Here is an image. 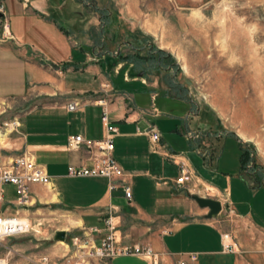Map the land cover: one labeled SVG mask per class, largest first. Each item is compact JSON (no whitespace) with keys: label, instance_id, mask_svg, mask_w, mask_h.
<instances>
[{"label":"crops","instance_id":"obj_1","mask_svg":"<svg viewBox=\"0 0 264 264\" xmlns=\"http://www.w3.org/2000/svg\"><path fill=\"white\" fill-rule=\"evenodd\" d=\"M95 2L27 0L24 5L21 0H0L7 20L0 35V100L26 97L33 103L20 119L17 137L5 138L1 154L9 160L26 153L50 177L47 187L30 186L24 206L17 198L5 199L2 188H14L17 195L14 186L1 187L0 215L30 222L63 218L67 227L56 232L96 228V244L108 234L105 222L111 217L115 246L150 247L160 255L157 264H250L237 245L224 248L218 219H206L208 209L191 199L195 193L222 206L226 198L236 219L264 232V183L254 180L251 185L244 176V141L225 132L218 117L196 107L170 82L137 66L136 43L147 40L144 25L115 19L110 0ZM97 10L106 11L103 20ZM0 23L2 27V18ZM106 85L113 91L107 110L117 129L113 155L128 175L130 202L121 189L109 192L106 178L67 176V168L79 166L84 158L82 150L67 149V138L80 135L97 141L103 135L102 108L93 102L105 97ZM76 98L84 106L68 111L66 105ZM149 125L160 133L159 153L150 151L143 134ZM229 141L235 147L230 170L222 163ZM170 155H181L194 173L185 187L175 186L181 159L172 161ZM191 156L198 158L202 174ZM24 237L6 247L10 261L20 256ZM25 244L28 249L39 246ZM60 244L51 245L47 255L26 260L43 264L42 257L50 262L61 258L68 244ZM189 254H196L195 262L188 260ZM107 264L154 263L144 257L115 256Z\"/></svg>","mask_w":264,"mask_h":264},{"label":"rangeland","instance_id":"obj_2","mask_svg":"<svg viewBox=\"0 0 264 264\" xmlns=\"http://www.w3.org/2000/svg\"><path fill=\"white\" fill-rule=\"evenodd\" d=\"M82 1L96 4L95 0ZM110 2L116 7L115 19L142 24L147 31V40L136 43L135 64L170 82L196 107L218 117L225 132L242 139L244 176L251 185H255L254 180L264 183V0ZM96 12L101 20L107 15L106 11ZM1 28L0 23L3 35ZM32 104L27 103L26 97L0 100V124L13 118L20 121L33 108ZM16 135L0 138L2 151L7 144L5 138ZM234 148L229 141L224 149L222 163L227 162L229 170L235 165ZM191 157L202 174L198 158ZM2 189L6 200L17 198L14 188ZM228 207L222 200V211L215 218L223 234L231 237L227 241L232 247L237 245L247 263L256 264L251 261L255 257L257 264H264V232L236 219ZM65 223L59 217L32 222L35 232L24 239L29 245L39 246L28 249L24 241L20 256H13L11 263L40 264L26 258L49 254L51 245L69 244V234L64 242H53L54 233L67 227ZM15 241L13 238L0 243V257ZM61 258L48 264H61Z\"/></svg>","mask_w":264,"mask_h":264},{"label":"built area","instance_id":"obj_3","mask_svg":"<svg viewBox=\"0 0 264 264\" xmlns=\"http://www.w3.org/2000/svg\"><path fill=\"white\" fill-rule=\"evenodd\" d=\"M24 5L27 0H21ZM2 6H0V13ZM3 19V32L6 28L7 20L5 16ZM104 91L105 97L93 104L102 108L101 121L104 127L101 139L97 141L84 139L80 135H73L67 138L66 147L68 150H82L84 158L81 160L79 166H69L67 168V176L71 178H85V177H102L109 181L108 190L113 192L121 189L124 199L127 202L132 200V192L128 183V175L124 172L122 167L114 158V140L117 136V129L110 121L107 104L110 102L112 89L106 85ZM84 106L78 98L71 100L66 109L70 112L80 110ZM155 112V109H153ZM20 128V121L13 118L7 123L0 124V135L9 137L13 133H18ZM149 140L150 151L159 153L161 149V136L158 129L154 125H149L143 133ZM0 147V188L5 185H12L16 189L17 203L24 206L28 202V194L31 185L37 184L47 187L50 184V177L37 166L26 153H22L11 159H7L1 154ZM170 160L175 161L176 158L181 159L179 162L180 176L175 181L177 188L185 187L190 183L194 176L192 170L184 161L181 155L167 156ZM87 163L89 165H87ZM224 202L228 204L225 198ZM108 234L103 237L99 244L95 242V235L98 234L96 228L83 229L81 233L69 234V244L67 245V253L61 258V264H91L94 262L107 264L115 256H138L150 259L152 263L157 264L160 260V255L155 253L150 247H141L135 245L133 247H116V239L114 226L111 217L106 219ZM34 226L28 219L17 217H6L0 215V243L13 238H19L34 233ZM227 240H231L228 234L222 235L224 248L232 249V245ZM9 251L7 250L4 257H0V264H12L8 258ZM196 254H189L188 260L195 262ZM41 262L48 264L47 257H42ZM178 264H187L185 261H180Z\"/></svg>","mask_w":264,"mask_h":264},{"label":"water","instance_id":"obj_4","mask_svg":"<svg viewBox=\"0 0 264 264\" xmlns=\"http://www.w3.org/2000/svg\"><path fill=\"white\" fill-rule=\"evenodd\" d=\"M0 18H2V14L0 13ZM258 186H260V182H257ZM191 199L200 207L201 209H208V213L206 215V219H215L220 212L222 211V206L220 201L213 198L200 197L198 195H191ZM66 237V233L64 231L56 232L53 240L55 242H64Z\"/></svg>","mask_w":264,"mask_h":264},{"label":"bare ground","instance_id":"obj_5","mask_svg":"<svg viewBox=\"0 0 264 264\" xmlns=\"http://www.w3.org/2000/svg\"><path fill=\"white\" fill-rule=\"evenodd\" d=\"M3 136L0 135V138H2ZM2 140V139H1Z\"/></svg>","mask_w":264,"mask_h":264}]
</instances>
